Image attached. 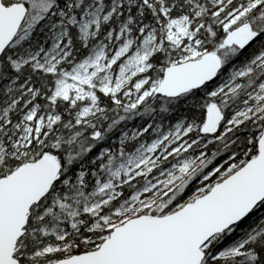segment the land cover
Returning <instances> with one entry per match:
<instances>
[{"label":"snow or ice","instance_id":"6c2138e0","mask_svg":"<svg viewBox=\"0 0 264 264\" xmlns=\"http://www.w3.org/2000/svg\"><path fill=\"white\" fill-rule=\"evenodd\" d=\"M0 264H264V0H0Z\"/></svg>","mask_w":264,"mask_h":264}]
</instances>
